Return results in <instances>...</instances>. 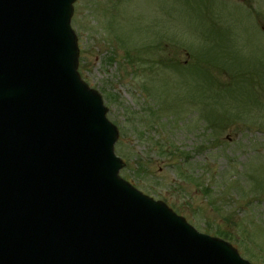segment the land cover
<instances>
[{
  "label": "rangeland",
  "instance_id": "1",
  "mask_svg": "<svg viewBox=\"0 0 264 264\" xmlns=\"http://www.w3.org/2000/svg\"><path fill=\"white\" fill-rule=\"evenodd\" d=\"M71 26L78 73L118 130L119 176L201 233L226 227L242 258L264 264L241 240L264 250V0H76ZM209 64L238 90L204 106ZM205 116L224 119L218 137Z\"/></svg>",
  "mask_w": 264,
  "mask_h": 264
},
{
  "label": "water",
  "instance_id": "2",
  "mask_svg": "<svg viewBox=\"0 0 264 264\" xmlns=\"http://www.w3.org/2000/svg\"><path fill=\"white\" fill-rule=\"evenodd\" d=\"M74 1L0 0V264H248L117 176Z\"/></svg>",
  "mask_w": 264,
  "mask_h": 264
},
{
  "label": "trees",
  "instance_id": "3",
  "mask_svg": "<svg viewBox=\"0 0 264 264\" xmlns=\"http://www.w3.org/2000/svg\"><path fill=\"white\" fill-rule=\"evenodd\" d=\"M206 40L209 41V44H212V42H213L212 45H214L216 48H218L214 44V40L211 39L209 36L207 37ZM127 57H129L128 53H127ZM110 61H112V59ZM206 66L207 67H205V69L203 70L204 71V77H203L204 84L205 85H208V83H209V85L215 87L216 90L213 91L214 96L211 95L212 91L211 92H208L206 94L204 92H202L203 93V95H202V101L204 103V106L207 105V104H209V103H212L213 101H223V99H225V96L226 95H230L232 98H234V96L236 94V91L238 89H236L234 91L225 90V88L228 87V85H226V84H220L219 83V80H217L216 77L213 74V70H214L216 74H218V75H224L225 74L223 72L224 69L223 68L221 69V68H219L217 66H213V65H210V64L209 65H206ZM195 68H196L195 71L202 77L203 75L200 74L202 72V71H200L201 70L200 66L199 65L198 66H195ZM242 93L245 94L244 92H242ZM218 95H223V96L222 97H218ZM214 104H217V102H215ZM218 105L222 106L220 102L217 104V106ZM205 121H206V123H208L209 129H211L213 132L215 131V134L219 133L225 127V125H222L221 124V121H224V119L212 121V120L208 119L205 116ZM249 177L250 176H248L246 178H249ZM251 181H252V179H250V182ZM256 189H260V190L264 189V180L261 181V182H256ZM217 232H218V234L220 236L227 237V238L229 236V233H228L227 229L225 230V229H221L220 228V229L217 230Z\"/></svg>",
  "mask_w": 264,
  "mask_h": 264
}]
</instances>
